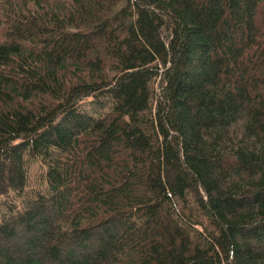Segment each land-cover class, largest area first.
I'll return each mask as SVG.
<instances>
[{
    "label": "trees",
    "instance_id": "1",
    "mask_svg": "<svg viewBox=\"0 0 264 264\" xmlns=\"http://www.w3.org/2000/svg\"><path fill=\"white\" fill-rule=\"evenodd\" d=\"M0 13V264H264V0Z\"/></svg>",
    "mask_w": 264,
    "mask_h": 264
},
{
    "label": "rangeland",
    "instance_id": "2",
    "mask_svg": "<svg viewBox=\"0 0 264 264\" xmlns=\"http://www.w3.org/2000/svg\"><path fill=\"white\" fill-rule=\"evenodd\" d=\"M1 19L2 17L0 13V20ZM1 35L2 34L0 31V37ZM87 101H91V99H88ZM83 106L81 107L83 109L86 108L88 110L90 108V106H88L87 104H86V107L85 106L83 107ZM34 160L31 162L29 166V170H28L29 178L27 179V183L25 187L23 188V190L21 192H14V191H11L10 189L7 190L6 195L5 193L0 194L1 201H5V203L6 201H8V203L10 204H16L19 206L21 205L23 200L26 199L25 196H32L37 191L44 189L46 187V183L42 182V173L43 171H45V166L42 165L41 162H39L40 161L39 158H37L35 161Z\"/></svg>",
    "mask_w": 264,
    "mask_h": 264
}]
</instances>
